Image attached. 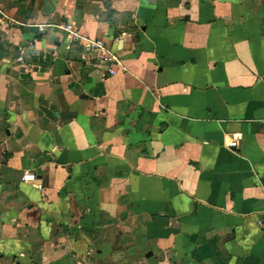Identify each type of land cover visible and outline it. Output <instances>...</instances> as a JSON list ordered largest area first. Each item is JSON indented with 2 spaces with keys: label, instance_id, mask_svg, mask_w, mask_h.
<instances>
[{
  "label": "crops",
  "instance_id": "0c3cea01",
  "mask_svg": "<svg viewBox=\"0 0 264 264\" xmlns=\"http://www.w3.org/2000/svg\"><path fill=\"white\" fill-rule=\"evenodd\" d=\"M0 264H264V0H0Z\"/></svg>",
  "mask_w": 264,
  "mask_h": 264
},
{
  "label": "built area",
  "instance_id": "2783aa9c",
  "mask_svg": "<svg viewBox=\"0 0 264 264\" xmlns=\"http://www.w3.org/2000/svg\"><path fill=\"white\" fill-rule=\"evenodd\" d=\"M64 27L67 30V39L70 43H77L84 49L86 53L96 55L102 61L109 64L108 72L110 74L116 73L117 69L115 68V63L118 61L117 57L107 51L102 40L96 39L83 42L80 31L71 22L64 24ZM229 145H236V141H230ZM22 179L24 181L34 182L37 180V174L34 171H27L23 174ZM37 186L39 189H42V184H37Z\"/></svg>",
  "mask_w": 264,
  "mask_h": 264
}]
</instances>
